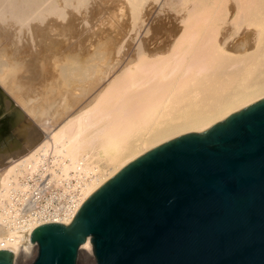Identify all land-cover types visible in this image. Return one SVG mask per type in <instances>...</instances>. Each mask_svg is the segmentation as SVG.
Here are the masks:
<instances>
[{"label":"bare ground","instance_id":"1","mask_svg":"<svg viewBox=\"0 0 264 264\" xmlns=\"http://www.w3.org/2000/svg\"><path fill=\"white\" fill-rule=\"evenodd\" d=\"M94 1L0 0V84L28 112L49 111L57 120L49 128L44 122L37 125L47 128L41 137L32 126V137L25 141L36 142H30L33 150L29 146V154L3 166L2 207L10 204L11 188L22 190L17 183L20 169L32 172L47 154L58 177H69V170L81 175L74 196L80 206L143 152L181 134L202 131L264 98V0H126L133 18L130 25L135 26L132 55L118 47V35L100 37L98 43H90V51L80 54L65 51L64 43L63 51L56 50L59 45L50 50L56 42L53 36L66 42L78 31V21ZM22 30L30 42L38 43L33 41L38 51L20 44ZM29 48L33 54L43 53L39 63L38 54L32 55ZM25 56H30L28 62ZM38 67L44 84L37 96L32 94L31 76ZM31 94L36 97L29 104ZM7 212H0V249L10 250L16 264L30 256V233L39 219L26 218L18 227L10 225ZM90 252L87 239L78 256L88 258Z\"/></svg>","mask_w":264,"mask_h":264},{"label":"water","instance_id":"2","mask_svg":"<svg viewBox=\"0 0 264 264\" xmlns=\"http://www.w3.org/2000/svg\"><path fill=\"white\" fill-rule=\"evenodd\" d=\"M87 239L93 264H264V98L127 162L71 220L36 225L28 264H78Z\"/></svg>","mask_w":264,"mask_h":264},{"label":"rangeland","instance_id":"3","mask_svg":"<svg viewBox=\"0 0 264 264\" xmlns=\"http://www.w3.org/2000/svg\"><path fill=\"white\" fill-rule=\"evenodd\" d=\"M108 2H109V4H108ZM113 2H114L113 0H95L91 4L93 6H91L88 10H86L85 13L82 14V17H81V20H80L81 22L78 21V31L75 32V33H72L71 35H69L68 36V40H66V42H61L59 36H57V35L56 36H53V38L54 37L56 38V42H54V45L51 46L50 50L52 49V47H55V46L59 45L60 47L57 46L56 47V50H59V48H60L61 50H59V51H63V48H61V47H62V44L64 43L63 46L65 45L64 46V50L65 51H67V50L69 51L70 50V51H72V53L75 52L76 54H80V53H82L84 51H88L90 48H93L92 45H94V44L90 45V43L91 42H97L98 43L100 37L102 38V37H105V36L106 37L107 36H110V37H113L114 38L116 35H118L117 36V41H118L117 44H118V47H120V49L122 47L121 51L127 52L129 55L130 54L132 55L133 54V48H132L133 47V33H134L135 26L133 25V23L130 25V23H131V21L133 19L131 16H129L132 13L131 10H130V7H129L130 5H128V3H127L126 0H116L114 3ZM116 2H117L118 5L116 4ZM105 7H106V9H105ZM161 9H165V8L162 7ZM128 10H129V12H128ZM129 17H130V19H129ZM117 18H119V19H117ZM101 21L104 22V23H102ZM114 24H116V25H114ZM79 27L81 28L80 31H79V29H80ZM96 29H98V31H96ZM111 29H112V31H111ZM128 29H129V31H128ZM150 29H149V32H150ZM23 31L24 30L21 31L22 34L20 33V37H19V39L21 40L20 41V44L21 43H24V44H27L28 47L30 46V48L31 47L32 48H35L36 46L35 45L33 46V41H34V43H37V42H35V40H33V41L30 42L29 39H28V37H27L28 35L26 33H24L25 31L24 32ZM122 32H123V34H122ZM51 33H52V35H55V34H53V32H51ZM88 35H89V37H88ZM21 36L24 38L23 40L21 39ZM54 39H52V40H54ZM25 40L27 41V43H26ZM119 40L120 41H123L124 43L121 42L122 44H120V41ZM57 41H59V42L57 43ZM60 42H61V44H59ZM30 43H31V45H30ZM36 45H38V43ZM36 49L38 51V46L36 47ZM30 50L32 52L31 53L32 55H34V54L37 53L35 51L34 54H33L34 49H30ZM54 50H55V48H53L52 51H54ZM81 50H83V51H81ZM42 54H38V56H36L38 58V60H37L38 63L41 60V58L43 57ZM20 57H22V56H20ZM23 58H24V61H26V62H28L30 60V56H25ZM25 59H27V60L29 59V60L27 61ZM36 69H35L36 71L33 72L32 76H31V77H33V80H34L33 81V84H34V87H35V90H34L35 93L33 91L32 94L38 96L39 93H40V89H41L40 87L42 86V84H44V82L40 78L41 76H40V69H39V67L36 68ZM37 73H39V74H37ZM25 75L26 76H30V73H27V74L25 73ZM38 78H39V82L37 81ZM0 87H1L0 88V156H1L0 157V160H1V162H0V173H1L2 171H4L2 169V168H4L3 166H5V169H6V167L9 166L7 164V162L9 164H10V161L11 162H14V161L17 162L19 159H21L20 155L23 158V155L25 156V154L27 155V154H29V152H31L33 150V148L35 146L34 144L36 142L34 143L32 140H29V143H26V141L28 142V138H29L28 135L32 137V135H30L31 134L30 132H31V129L32 130H35V129H33V127L36 128L35 135L38 134L39 137H41L42 135L43 136L46 135V132H47V131H45L47 129L46 127H48V126L52 127L53 124L57 122V120H56V117L54 115H52L49 111L48 112L46 111L47 113L46 112H42V114H34L33 115V113L28 112L25 109V107L20 102H17L15 100V98L1 84H0ZM32 94L29 96V99H28V103L29 104H31V102H34L35 99H33V98L36 97V96L34 97V95H32ZM6 99H7L8 104L6 102ZM4 103H6L7 105L4 104ZM22 117H23V119H22ZM41 120H43V121H41ZM39 121H40V123H39ZM41 122L42 123L44 122V124L46 123V125H45L46 126L45 127L46 129L45 128L43 129L41 127H38V126H40L39 124H41ZM26 123L27 124L30 123L31 125H27ZM24 125H27L28 127H30V126L31 127L33 126V127L32 128L30 127V130H29V129H27L28 127H24ZM26 129L28 131V134H25L27 132ZM35 131H32V132L34 133ZM43 131H45V133H43ZM39 137H36V138H39ZM25 139H26V141H25ZM35 141H37V140H35ZM30 142L31 143L33 142L32 143L34 145L33 147H32V144ZM24 143H26V146H25ZM29 146L32 148V150L30 149ZM29 149H30V151L28 152ZM2 162H4V163H2ZM96 162H97V164L99 166H102L103 165V161L102 160H98ZM4 164H6V165H4ZM20 171H22V173L20 172V174H17V181H18L17 183L19 185H22L23 186L21 188L22 190L18 189V187L17 188H11L10 189L11 192L9 193V197L10 196L11 197H10V199H8L9 200L8 203H10V204H7V202L4 201V203L6 202L5 205L3 204V207L0 205L1 206L0 207V212H2V210L5 211V212L8 211L7 214L11 212L10 213V217H11V220L12 221H10V219L8 217H6V219L8 218V220H9L8 222L9 223L10 222L11 223H15L18 227L23 226L26 223V221L32 217V216L29 215L28 217H26L27 220L25 218L24 219L25 222L23 221L19 225H18V222L16 220V215L17 214H18V216L26 215L27 214L28 211H26V210H23L22 211L23 197H24V195L26 193H28L30 190H32L33 187L39 186L41 183L44 184L45 182H48L47 187L44 188V190H43L41 204L43 206H45V207H49V206H52V205H55V204H58V203H61V202L65 201V199L69 195L72 194L73 189H74V186H75V183H76V180H77V182L82 180L81 179L82 178L81 175L79 176L77 173L74 172V170H69V175H68L69 177H58L57 174L59 173V171L56 168V166L53 165L52 160H51V156L49 154H47L46 156H44V158L40 162H38V164L35 166V168L32 170V172H31V170H28V169H23V170L20 169ZM54 172H55V174H54ZM52 174H54V175H52ZM55 176L57 178H55ZM53 177H54V179H53ZM58 178H60V179L62 178V179L60 180ZM78 183L81 184L82 181L81 182H78ZM5 207L7 208V210H6ZM7 214H6V216H7ZM11 223H10V225H11ZM21 224H23V225H21ZM27 258L28 257L21 258V262L20 261H17L16 264H27V263H29L30 260H29V258L28 259ZM92 263H93V256H92V253L91 252H90V257H88V258H84V256H82V255L81 256L80 255L78 256V264H92Z\"/></svg>","mask_w":264,"mask_h":264},{"label":"built area","instance_id":"4","mask_svg":"<svg viewBox=\"0 0 264 264\" xmlns=\"http://www.w3.org/2000/svg\"><path fill=\"white\" fill-rule=\"evenodd\" d=\"M78 182L76 180L72 194L69 195L65 199V201L49 207H45L41 204L43 190L44 188L47 187L48 182H45L44 184L41 183L39 186L33 187L32 190L26 193L23 197L22 211L26 210L28 212L26 215H21L20 217L18 216V214L16 215V220L18 224L22 223L24 219L29 215L38 218L39 219L38 224L43 222L71 220L79 208V206L75 204V199H74V196H76L77 192L79 191ZM31 248L32 250L28 254L30 255L28 256L30 261L33 259L36 253V244L32 242Z\"/></svg>","mask_w":264,"mask_h":264}]
</instances>
